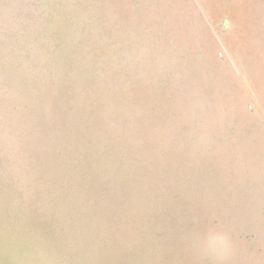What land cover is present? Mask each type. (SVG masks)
<instances>
[{"label":"rangeland","instance_id":"374dc122","mask_svg":"<svg viewBox=\"0 0 264 264\" xmlns=\"http://www.w3.org/2000/svg\"><path fill=\"white\" fill-rule=\"evenodd\" d=\"M0 264H264V0H0Z\"/></svg>","mask_w":264,"mask_h":264}]
</instances>
